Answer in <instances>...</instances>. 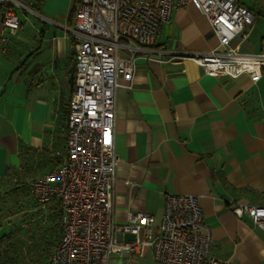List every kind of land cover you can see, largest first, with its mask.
Instances as JSON below:
<instances>
[{
	"label": "crops",
	"instance_id": "obj_1",
	"mask_svg": "<svg viewBox=\"0 0 264 264\" xmlns=\"http://www.w3.org/2000/svg\"><path fill=\"white\" fill-rule=\"evenodd\" d=\"M30 1L33 12L22 11L14 33L0 20V55L17 58L14 68L0 74V118L10 146L1 152L3 166L8 153L17 162L5 171L17 167L24 153L42 174L65 157L75 70L68 27L76 0ZM238 2L255 14L241 50L264 53V0ZM217 42L192 4L177 7L150 51L137 55L131 86L119 79L112 135L119 160L114 221L122 224L130 212H145L154 217L157 232L166 194L196 195L212 255L229 264H264V232L229 208L230 202L264 205V66L253 82L248 74L206 75L192 62L170 58L209 51ZM106 264L159 263L145 243L133 257L112 254Z\"/></svg>",
	"mask_w": 264,
	"mask_h": 264
},
{
	"label": "built area",
	"instance_id": "obj_2",
	"mask_svg": "<svg viewBox=\"0 0 264 264\" xmlns=\"http://www.w3.org/2000/svg\"><path fill=\"white\" fill-rule=\"evenodd\" d=\"M192 4L209 22L217 45L206 52L176 53L204 74L235 78L262 76L264 53L241 50L255 14L238 0H76L68 27L74 57L73 91L65 117V157L33 177L30 188L41 208L57 200L61 235L46 264H106L109 256L133 257L149 244L159 264H229L211 253L212 236L203 222L199 198L166 194L155 232L151 214L130 212L114 221L113 191L118 158L113 147L119 79L131 86L135 59L150 51L175 8ZM17 9L33 12L30 0H0L3 28L19 27ZM264 232V205L229 203ZM130 233L129 241L117 234Z\"/></svg>",
	"mask_w": 264,
	"mask_h": 264
},
{
	"label": "trees",
	"instance_id": "obj_3",
	"mask_svg": "<svg viewBox=\"0 0 264 264\" xmlns=\"http://www.w3.org/2000/svg\"><path fill=\"white\" fill-rule=\"evenodd\" d=\"M26 161L21 153L18 166L0 178V264H46L61 235L60 204L53 200L41 208L30 188L39 165Z\"/></svg>",
	"mask_w": 264,
	"mask_h": 264
},
{
	"label": "rangeland",
	"instance_id": "obj_4",
	"mask_svg": "<svg viewBox=\"0 0 264 264\" xmlns=\"http://www.w3.org/2000/svg\"><path fill=\"white\" fill-rule=\"evenodd\" d=\"M17 14H18V16L20 17V18H23V16H24V14H23V12L21 11V10H18L17 9ZM29 18H30V16H29ZM13 43H15L14 41H13ZM14 53H19L18 52V50H16V51H14ZM15 55V54H14ZM16 61L17 60V58H15L14 56H1L0 55V74H2L3 73V69L4 68H14L13 67V65H12V62L14 61V60ZM10 60V61H9ZM9 130V129H8ZM7 133H9L8 131H7V126H6V124H5V122H3V120L0 118V178H1V176L4 174V171H5V166H13V165H17V162H16V158L15 157H12L13 158V160H11L10 158H11V154L10 153H8L7 154V160H6V162H5V166H3V153L1 152V149L3 148V147H5L7 150L10 148V146H9V140H8V138L6 137V134ZM13 155H15V154H13ZM38 173V172H37ZM34 174L33 172L30 174V176H29V180L33 177L32 175L34 174V177L35 176H38V174ZM32 176V177H31ZM28 180V181H29Z\"/></svg>",
	"mask_w": 264,
	"mask_h": 264
}]
</instances>
